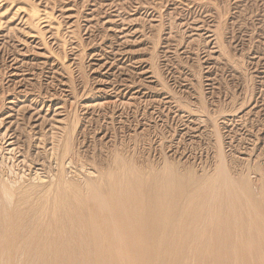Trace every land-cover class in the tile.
Masks as SVG:
<instances>
[{
	"label": "rangeland",
	"instance_id": "obj_1",
	"mask_svg": "<svg viewBox=\"0 0 264 264\" xmlns=\"http://www.w3.org/2000/svg\"><path fill=\"white\" fill-rule=\"evenodd\" d=\"M19 6L47 11L53 38ZM0 12V180L11 190L52 200L113 150L144 167L208 168L217 133L230 157L264 160V0H0ZM64 147L76 154L58 184Z\"/></svg>",
	"mask_w": 264,
	"mask_h": 264
},
{
	"label": "bare ground",
	"instance_id": "obj_2",
	"mask_svg": "<svg viewBox=\"0 0 264 264\" xmlns=\"http://www.w3.org/2000/svg\"><path fill=\"white\" fill-rule=\"evenodd\" d=\"M14 12L56 33L47 11ZM217 134L215 159L200 170L170 159L144 167L113 150L107 167L80 187L59 186L52 200L35 186L11 190L0 180V264H264V160L230 157ZM72 154L64 147L58 156V184Z\"/></svg>",
	"mask_w": 264,
	"mask_h": 264
}]
</instances>
